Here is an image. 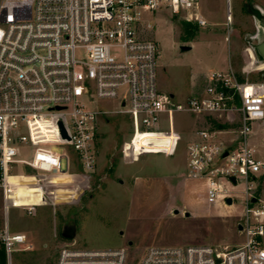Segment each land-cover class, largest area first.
<instances>
[{"label":"built area","instance_id":"2783aa9c","mask_svg":"<svg viewBox=\"0 0 264 264\" xmlns=\"http://www.w3.org/2000/svg\"><path fill=\"white\" fill-rule=\"evenodd\" d=\"M149 11L185 12L187 21L207 24L199 0H0V188L6 195L18 164L57 174L95 172L100 125L114 114L130 119L124 149L134 160L152 149L173 155L182 140L174 117L187 113L197 125L187 144L186 178L204 183L220 216H231L235 199L242 200L235 228L245 241L152 245L138 264H264V200L255 193L264 160L252 140L254 124L264 121V79H239L230 64L212 72L198 94L176 100L162 92L159 45L144 18ZM102 101H117V108ZM138 135L159 143L139 146ZM24 145L33 149L31 160L18 157ZM30 247L26 234L0 228L7 264ZM129 254L127 245L66 242L57 264H127Z\"/></svg>","mask_w":264,"mask_h":264},{"label":"rangeland","instance_id":"374dc122","mask_svg":"<svg viewBox=\"0 0 264 264\" xmlns=\"http://www.w3.org/2000/svg\"><path fill=\"white\" fill-rule=\"evenodd\" d=\"M199 2L208 19L205 26L187 21L185 12L144 14L150 24L147 35L159 45L160 90L183 100L209 83L212 72L228 69L230 63L239 79L263 80L264 65L258 64L262 60L255 45L264 38V0ZM183 46L191 48L183 50ZM246 65L255 69L247 73ZM100 105L116 109L118 104L102 101ZM194 121L187 113L175 115L182 140L173 155L152 153L156 151L152 149L134 160L124 149L133 132L130 119L114 114L100 125L95 172L57 174L23 164L15 166L8 181L10 190L5 195L0 188V228L8 226L13 233L26 234L31 247L14 252L12 264H57L66 242L90 248L127 245V264H138L152 245L243 243L244 235L235 228L242 200L235 199L238 209L231 216H220L205 193L195 189L199 181L186 178L187 144ZM263 128L264 121L256 122L252 136L262 160ZM135 142L139 146L157 145L159 139L138 135ZM21 150L19 158L32 159V148L24 145ZM255 193L264 200V175ZM33 205L36 210L29 212ZM73 226L75 237H64L66 227L71 233Z\"/></svg>","mask_w":264,"mask_h":264},{"label":"water","instance_id":"95a60500","mask_svg":"<svg viewBox=\"0 0 264 264\" xmlns=\"http://www.w3.org/2000/svg\"><path fill=\"white\" fill-rule=\"evenodd\" d=\"M190 48H191L190 46H183L182 47L183 50L190 49ZM255 52L259 55V57L261 58V60L264 61V40L258 42L255 45ZM59 127L61 129L62 136L64 138H69L68 133H67V130L65 129V126H64V124H63L62 121L59 122ZM252 201L255 202L256 201V198H253ZM227 202L228 203H232V199L231 198H228L227 199ZM178 212H179V210H175V213H178ZM239 228L241 229L242 226L240 225ZM62 235L64 237H66V238H74L75 235H76V228L74 227L71 233H68L66 230H64ZM130 244H131V242H130Z\"/></svg>","mask_w":264,"mask_h":264},{"label":"crops","instance_id":"0c3cea01","mask_svg":"<svg viewBox=\"0 0 264 264\" xmlns=\"http://www.w3.org/2000/svg\"><path fill=\"white\" fill-rule=\"evenodd\" d=\"M200 16L203 18V19H205L206 20V22H207V24H208V19H207V16H206V14L204 13V12H202L201 11V7H200ZM227 17H229V19H231V11H230V9L228 8V11H227ZM206 24V25H207ZM212 33V32H211ZM263 37V36H262ZM262 40H264V38L262 39ZM231 65H232V63H230ZM229 64V65H230ZM233 66V65H232ZM234 68V67H233ZM255 69V67H251V68H248V65H246L245 67H244V71L245 72H250V71H253ZM220 70H225V69H220ZM256 70H259V71H262L263 69H256ZM263 77H264V74H263ZM205 87V86H204ZM204 87L201 89V90H198L195 94H198V93H200L203 89H204ZM195 118V121L193 122V124H192V126H191V128H190V131H189V133L191 132V131H193L194 129H195V127H196V125H197V118L196 117H194ZM263 131H264V128H263ZM264 133V132H263ZM254 146H255V149H256V145L254 144ZM256 152H257V150H256ZM75 170H78V169H74V170H72V172L73 171H75ZM82 171V170H81ZM10 180V179H9ZM190 181H198V180H192V179H189ZM194 187H195V189H200V190H202L204 193H205V186H204V183L202 182V181H199V182H196L195 184H194Z\"/></svg>","mask_w":264,"mask_h":264},{"label":"trees","instance_id":"16d2710c","mask_svg":"<svg viewBox=\"0 0 264 264\" xmlns=\"http://www.w3.org/2000/svg\"><path fill=\"white\" fill-rule=\"evenodd\" d=\"M198 25V23H195ZM219 127H223V125L218 124ZM0 264H7V257L5 251L0 248Z\"/></svg>","mask_w":264,"mask_h":264},{"label":"bare ground","instance_id":"6f19581e","mask_svg":"<svg viewBox=\"0 0 264 264\" xmlns=\"http://www.w3.org/2000/svg\"><path fill=\"white\" fill-rule=\"evenodd\" d=\"M258 64H259V65H264V61H261V62H259ZM8 181H9V177H8ZM225 209H227V208H225ZM225 209H224V210H225Z\"/></svg>","mask_w":264,"mask_h":264},{"label":"flooded vegetation","instance_id":"af4514ba","mask_svg":"<svg viewBox=\"0 0 264 264\" xmlns=\"http://www.w3.org/2000/svg\"><path fill=\"white\" fill-rule=\"evenodd\" d=\"M74 227H75V226L70 227V229L73 230ZM68 229H69V227H66V231H67Z\"/></svg>","mask_w":264,"mask_h":264}]
</instances>
